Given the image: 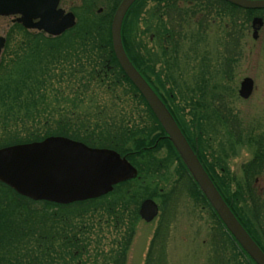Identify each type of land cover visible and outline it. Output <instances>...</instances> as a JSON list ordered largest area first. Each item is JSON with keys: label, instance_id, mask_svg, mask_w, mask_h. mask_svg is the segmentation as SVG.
Returning a JSON list of instances; mask_svg holds the SVG:
<instances>
[{"label": "trees", "instance_id": "16d2710c", "mask_svg": "<svg viewBox=\"0 0 264 264\" xmlns=\"http://www.w3.org/2000/svg\"><path fill=\"white\" fill-rule=\"evenodd\" d=\"M120 1L81 0L71 9L76 16L75 26L56 37L20 25L9 32L0 56V148L63 136L89 147L118 152L136 168L137 174L99 198L67 205L42 202L41 211H31L28 204H21L20 199L35 201L6 186L18 202L0 209V264H74L85 260L91 264H123L133 225L139 219V204L146 198L160 200V220L167 222V200L185 184L190 185L195 204L207 208L215 222L210 239L215 263L256 264L226 229L147 102L121 69L110 31ZM145 1L136 0L124 16V50L258 245L239 205L248 202L250 219L264 225V127L261 131L259 127L245 129L221 94L212 93L210 97L206 80L199 72L204 73L212 64L207 65V51L198 62L197 54L191 62L185 47L190 45L193 52L195 46L198 53L206 26L214 25L217 30L228 17L219 38L223 40L220 47L224 46V36L231 39L232 50L227 49L228 57L224 58V73L231 76V61L240 54L242 28L248 29L254 16L264 21V10L239 9L222 0H150L152 6L144 12ZM231 25L234 31L226 33ZM148 33L147 43L153 48L142 38ZM190 74L194 75L195 85L184 86L181 80ZM223 105L229 144L246 139L255 148L253 158L242 168L241 180L223 168L224 152L216 137L222 126ZM162 148L167 154L158 156ZM172 177V186L162 187ZM233 183L235 188L231 189ZM108 228L116 235L110 241L106 237L109 231L104 232Z\"/></svg>", "mask_w": 264, "mask_h": 264}, {"label": "water", "instance_id": "95a60500", "mask_svg": "<svg viewBox=\"0 0 264 264\" xmlns=\"http://www.w3.org/2000/svg\"><path fill=\"white\" fill-rule=\"evenodd\" d=\"M136 0H121L111 19V42L115 57L129 80L141 93L158 122L181 157L188 172L205 195L226 229L256 264H264V252L232 213L177 123L129 60L121 39L124 16ZM244 9H264V0H225ZM60 0H0V16H16L26 29L59 36L72 28L75 15L58 7ZM101 11V9H99ZM263 25L260 17L251 21L252 38L258 37ZM5 38L0 36V53ZM253 80L245 77L238 94L247 99ZM136 169L118 152L93 148L63 136H50L38 142L0 148V181L21 196L35 201L68 204L94 199L109 193L121 181L135 177ZM158 212L151 199L144 200L140 217L151 221Z\"/></svg>", "mask_w": 264, "mask_h": 264}, {"label": "rangeland", "instance_id": "374dc122", "mask_svg": "<svg viewBox=\"0 0 264 264\" xmlns=\"http://www.w3.org/2000/svg\"><path fill=\"white\" fill-rule=\"evenodd\" d=\"M80 2L81 0H61L60 7L66 11H71V9L80 4ZM151 6L152 2L146 0L143 6L144 12ZM98 12H100L99 9ZM228 20L227 17L221 23L219 22L222 29L218 27L216 30L214 25L206 26L201 36L200 44L198 45V53L195 52V46L192 47V49L194 48L193 52L189 48L190 45L186 46L185 50H187L186 52L188 55L190 54L189 58L191 62L193 61L192 57L195 58L194 56H196V54L199 57L196 59L198 62L201 56H204L205 51H207L205 57L207 58L208 66H210V62L212 63L210 68L208 69L207 67L204 73H202L203 71L199 70L200 67H197L196 71L199 70L200 76H204L206 80V89L208 88L210 97L212 93L221 94L223 96V101H226L239 115L245 129L249 130L248 128L259 127L258 129L261 131V127L264 126V26L259 32L258 39L252 38L250 24L248 29L244 30L242 28L240 46L238 49L240 54L237 56L238 59L231 61L232 63L230 66L231 69H233V75L230 76L224 73V71H226L224 68V58L228 57L227 49L232 50V45H230L231 39L225 38L224 36V46L227 45V47L224 48V46L220 47L223 40L219 38L221 30H224V25H226ZM241 21V25L244 27V21L242 19ZM229 23L231 24V22ZM12 28L15 27L11 24L9 18H0V30L5 33L7 37ZM230 29H227L226 33L234 31L232 25ZM148 36L149 33L142 37L146 43L148 42ZM147 45L153 48L151 43H147ZM226 63L227 62H225V64ZM193 77L194 75L191 74L186 75L183 77L184 79L182 78L181 83L184 84V86L193 87L195 85L192 80ZM244 77H251L254 80V90L248 99H241L238 95L239 83ZM216 98L213 99V102L218 105L219 102ZM177 103L181 104L179 101H177ZM210 132L211 131L208 130V133ZM209 135V137L213 139V135L211 133ZM216 137L219 138L220 142H223L224 136L221 128H219V134L216 135ZM244 140L245 142L241 147L237 145V149H235V145H233L231 150L229 149L231 152H228L226 158V170H228L234 179L238 180L242 178L241 163L248 160L253 152V148H250L246 143V139ZM157 154L158 156H165L167 152L162 148ZM174 166L175 163L172 165L170 171ZM171 179L168 183L163 182L161 184L162 187L169 189L172 186V184L169 183L174 180V177ZM226 179L224 183H227ZM221 183L224 185L222 181ZM234 186L233 183L231 189H234ZM222 188L223 191H225V188ZM191 191L190 185L185 184L184 187L182 186L181 189L179 187L178 190L171 194L170 198L167 200L169 211L166 214L168 215V221L166 222L167 227L162 228L161 234H157V237H160L159 243L156 246H152L150 250L148 249L149 243L153 235L155 222L160 220L159 214H161V211L150 223H145L138 219L123 264H216L214 253L210 246V239L213 234L212 229L215 227V222L211 219V214L207 208L202 209V207L195 204L194 199L190 196ZM11 194L12 193L6 189L5 185L0 184V209L2 208L5 210L3 206H14V201L18 202L16 195L14 194L12 196ZM20 200L21 204H23V202L24 204H28L30 209L34 208L39 211L43 209V201H32L34 203H31L22 199ZM239 206H241V212L243 213L241 215H243L246 220L247 226L251 228L252 235H254L259 242L264 243V225L259 226L254 223L253 219H250L251 214L248 209H250L251 205L245 202L243 205ZM55 210L62 212V209L55 208ZM100 224L104 225L102 223ZM107 231H109V233ZM104 232L108 233H106V237L108 238L107 241L116 237L115 233L111 232L110 228H108V230L105 229ZM93 251L94 250L90 249V253H93ZM91 263V261L88 262V260H85L84 262H75L74 264Z\"/></svg>", "mask_w": 264, "mask_h": 264}, {"label": "flooded vegetation", "instance_id": "af4514ba", "mask_svg": "<svg viewBox=\"0 0 264 264\" xmlns=\"http://www.w3.org/2000/svg\"><path fill=\"white\" fill-rule=\"evenodd\" d=\"M224 3L226 2V3H229V2H227V1H225V0H222ZM225 3V4H226ZM229 4H231V3H229ZM231 5H233V4H231ZM235 7H238V6H236V5H234ZM239 9H243V8H241V7H238ZM250 10H252V11H255V12H261V11H263L264 9H255V10H253V9H250ZM240 11V10H239ZM0 18H9L10 19V21H11V24L12 25H14V27L15 26H17V27H19L18 25H20L21 26V24L19 23V22H17L16 21V16H13V17H3V16H0ZM0 35H2V36H4L5 37V39L7 38V36H6V34L5 33H3V32H1V30H0ZM245 78V77H244ZM243 78V79H244ZM251 78V77H250ZM242 79V80H243ZM252 79V78H251ZM241 80V81H242ZM253 80V79H252ZM241 81H240V83H241ZM240 83H239V88H240ZM239 88H238V91H239ZM253 90H254V80H253ZM253 92V91H252ZM252 94V93H251ZM239 95V94H238ZM251 96V95H250ZM249 96V97H250ZM240 97V96H239ZM248 97V98H249ZM241 98V97H240ZM247 98V99H248ZM242 99V98H241ZM226 105H223V107H222V116L221 117H223L222 118V126H221V131H222V133H223V136H224V140H223V142L221 141V145H222V150H223V155H224V167L223 168H225V169H227V167H226V158H227V154H228V152L231 150V148L233 147V145H235V149H237V145H238V147L240 146H242V144L244 143V142H242V140L241 141H238L236 144H229V136H228V132H227V128H226V123H225V115H226ZM264 127V126H263ZM263 127H261V129L263 128ZM249 145V144H248ZM250 146V148L252 147L253 148V152H252V154H251V157L248 159V160H246V161H244V162H242L241 163V172H242V168H243V166L245 165V164H247L252 158H253V156H254V154H255V148L253 147V146H251V145H249ZM230 149V150H229ZM231 152V151H230ZM224 170V169H223ZM2 185V184H1ZM8 187V186H7ZM154 201H155V203L157 204V206H158V213L161 211V202H160V200H157V199H153ZM140 205H141V203L139 204V208H138V215H139V219L140 220H142V221H144L141 217H140V214H139V209H140ZM158 215V214H157ZM159 216H160V214H159ZM156 218V217H155ZM154 218V219H155ZM153 219V220H154ZM153 220H151V221H149V222H146V221H144L145 223H150V222H152ZM138 221V220H137ZM137 221H136V223H137ZM136 223L133 225V233H134V229H135V227H136ZM167 227V224H166V222H161V220H159V221H156L155 222V228H154V230H153V235H152V237H151V240H150V243H149V247H148V249L150 250V248L152 247V246H156V245H158V243H159V240H160V237H157V234L159 235V234H161V231H162V228H166ZM132 240V239H131ZM157 240V241H156ZM157 242V243H156ZM130 243H131V241H130ZM258 243L260 244H258L261 248H264V243H262V242H259L258 241ZM129 246H130V244H129ZM128 246V247H129ZM149 252V251H148Z\"/></svg>", "mask_w": 264, "mask_h": 264}]
</instances>
